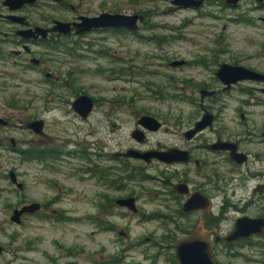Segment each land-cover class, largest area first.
Here are the masks:
<instances>
[{
  "label": "rangeland",
  "instance_id": "rangeland-1",
  "mask_svg": "<svg viewBox=\"0 0 264 264\" xmlns=\"http://www.w3.org/2000/svg\"><path fill=\"white\" fill-rule=\"evenodd\" d=\"M81 9L93 16L102 12L138 13L145 19L136 32L102 30L89 33L81 40H69L66 45L73 47V53L58 52L57 63L48 67L58 73V83L62 86H34L32 79L45 77L44 74L25 70L23 66L13 68L20 78L13 80L15 85L0 90V109L19 114L22 127L6 133L15 136L20 147L42 145L29 142L38 136L25 128L24 123L34 117H44L49 131L46 145L54 156L46 168L11 150L0 151V242L31 241L36 247L32 253L36 264H57L51 257L57 258L58 264L76 261L77 264H130L131 261L152 264L158 258L156 264H165L167 258L173 257L175 248H160L149 243L146 237L158 238L168 233L178 218H147L120 207H115L114 214L103 215L96 205L98 200L103 202L96 193L111 192L119 196L133 191L138 194L139 205L152 213L162 206L163 197H167L152 195V191L163 189L160 181L151 176H158L159 171L149 169L142 175L133 170L137 175L134 179L121 181L127 189L115 190L79 170L88 163V158L79 155L83 153V146L87 155L93 157L94 166H98L99 161L101 165L109 162L103 159V152L114 153L126 148L125 142H130L136 117L130 116L124 106L118 109L117 121L104 120L102 110L81 119L72 111V100L82 93L106 100L136 99L138 108L156 112L168 121L169 132L163 128L151 134L154 141L164 138L168 143H176L185 125L203 112L201 88L219 90L212 99L205 97V105L218 109L222 117L217 121L220 127L241 131V107L251 112L254 121L264 123V104L258 105L255 101L242 104L243 99L257 98L255 94L264 98L262 91L252 88L263 84L247 81L228 91L216 74L221 62L264 71V2L240 0L237 4H228L226 0H204L199 8H184L177 7L171 0H84ZM53 14L59 18L64 12L54 11ZM182 59L184 63L173 64ZM7 101L19 106L10 107ZM180 122L182 127L178 126ZM249 123L252 122L247 121V126L251 127ZM93 130H96L94 134ZM201 151L208 152L205 148ZM219 162L220 169L227 167L226 163ZM117 165H120L119 160ZM10 168L15 169L18 180L23 183L22 189L10 181ZM54 198L63 201L45 208L43 213L51 216L29 215L24 224L9 223L13 207L35 200L45 205ZM169 202L175 203L170 199ZM67 206H75L77 216H53V207ZM229 215H235L233 209L229 210ZM230 217L223 220V226L233 224ZM179 220L187 224L189 219ZM110 224L115 225L117 231L107 229ZM121 229L129 234L120 235ZM261 239L257 237L254 241ZM128 246L131 248L124 250ZM233 249L217 251L222 263L263 264L259 261L262 256L258 246L242 244ZM119 257L121 259L114 260Z\"/></svg>",
  "mask_w": 264,
  "mask_h": 264
},
{
  "label": "flooded vegetation",
  "instance_id": "flooded-vegetation-1",
  "mask_svg": "<svg viewBox=\"0 0 264 264\" xmlns=\"http://www.w3.org/2000/svg\"><path fill=\"white\" fill-rule=\"evenodd\" d=\"M82 1L84 0H35L32 3L26 2L21 4L17 0H0V90L9 85H15L13 80L16 78L19 79L20 75L13 68L19 66H23L25 70L31 69L45 75V77L33 78L32 84L34 86H62L63 84L58 83L60 78L58 73L49 70L48 67H53L57 63L58 52L73 53V47L71 45L67 47L66 43L69 44L71 42H68L69 40H81L82 37L87 36L89 33L102 30H117L115 28H98L78 33L74 23L80 22L84 16H93L84 13L81 9ZM50 10H52V13H47ZM54 11L64 12V14L56 18L53 14ZM58 23L70 24L69 31L65 33L56 29ZM63 49L67 50V52ZM221 63L218 64V67ZM247 81L263 84L260 86L253 85L252 88L264 93V80L262 79L245 78L233 82L231 85H226L223 82V88L224 90L230 91L242 82ZM202 89L214 90L213 94L206 95L211 96V99L219 92L218 89L214 88ZM241 90H244V88ZM254 96H257V98L249 100L243 99L242 104H249L252 101H255L258 105L264 104V98L258 97L257 94ZM76 97L71 103L72 111L81 119H88L94 113L102 110V118L104 120L117 121L120 118L118 109L122 110L124 106L127 107V112H129L128 114L130 116L136 117V124L133 125L129 137L130 142H125L127 145L126 148L115 150L114 153L103 152V155L101 154L103 159H107L109 162L101 165L99 161V163H96L98 166H94L92 164L93 157L87 155V152L84 150L85 147L83 146V153L78 154L82 158H88V163L79 168V170L89 173L91 177H95L99 182L104 181V185L110 187V189L116 188L123 190L127 189V187L123 188L121 181H129L137 176H135V171L133 170H138L142 174L145 170L157 169L159 171L158 176L148 175L160 181L163 189L158 192L152 191V195L165 194L167 196L163 197L161 202L162 206L156 208L152 213H148V211L139 205L138 194H134L133 191L119 196L113 195L111 192H99L96 194L103 199V202L101 200L96 202L100 213H103V215L114 214L116 212L114 211L115 207H120L126 209L129 213H142L147 218L162 216L178 218L176 224L170 228L168 233H163L158 238L154 235L146 237L149 243L156 244L160 248H175L173 257L167 258L168 261L166 260L165 264H179L176 258V246L182 238L194 232L199 224H203V229L212 243L214 258L218 264H225L218 258L217 251L220 248L222 250L231 248L232 251L234 250L233 247L242 244L251 245L252 247L258 246L262 256L259 261L264 264V234H256L242 240L231 241L228 239L229 233L239 217H264V123L258 122L256 119L254 121L250 117L251 112L245 111L241 107L240 121L242 124L241 128H243L241 131L234 132L228 126L220 127V125H217V121L222 117L218 109L213 105L206 106V98L201 96L200 107L203 112L200 111L191 123L185 125V128L179 132L176 143H168L164 138L154 141L151 135L161 132L163 128L166 132H169L167 126L168 121L156 112H152L144 107L138 108L135 103L137 101L136 99L123 98L106 100L93 97L92 109L84 116L73 106ZM6 104L13 108L19 106L12 101H7ZM222 106L224 107L223 104ZM207 111L212 113L210 115V117L212 116V122L190 135V131L197 127V123ZM148 114L155 116L161 122L159 128L149 129L143 126L140 118ZM0 118L4 121L0 122V151L5 149L11 150L21 157H29L45 165L46 168H49V160L53 158L54 153L46 145L49 138L46 118L34 117L33 119L25 121V128L31 130L38 136V138L29 140V142L42 143V145L35 144L29 148L20 147L15 136H10L6 133L9 130L22 127V118L19 117V114L9 113L0 109ZM15 119H17V122H15ZM38 119L43 120L42 133L28 126L30 121ZM247 121L252 122L249 123L251 127L247 126ZM113 125L115 124L113 123ZM178 126L182 127V123H178ZM137 129L142 130L139 136L134 132ZM206 130L209 131L208 134ZM95 132L96 130H93L92 134ZM212 135L216 136L212 138ZM70 143L74 144L76 142L70 140ZM104 145H106L105 142ZM171 148L181 150L172 161L164 159L163 156L153 155L150 158H146L127 154L130 149L148 152L154 150L167 151ZM203 148L207 149L209 153L202 152L201 149ZM27 152H29V156H27ZM88 153H91V151H88ZM118 160L119 166L117 165ZM219 161L226 163L227 167L220 169L218 165H221V162ZM14 172L16 174L15 169ZM16 178L18 180L17 174ZM10 181L13 182L11 179ZM14 184L16 185V183ZM130 196L135 197L136 211L127 205L118 203V199ZM190 197H194L196 203L200 204H196L192 209H186L184 204ZM169 199L175 203L171 204ZM58 201L61 202L63 200L61 198L60 200L54 198L48 203H45V205L42 201L37 200L19 204L12 208L9 214V223L24 224L25 218L29 215L38 216L43 214L45 217L51 216L50 214L45 215L43 212L46 207ZM32 202L39 203L40 207L32 212H22L19 221L11 220L10 217L15 208H20ZM230 209H233L235 213L233 217L229 215ZM52 213L57 218L77 216L74 215L77 213L75 206L53 207ZM229 217L232 219L233 224L230 225L227 223L223 226V220ZM180 218L189 219L187 220L188 223H182L179 220ZM107 229L113 230L114 232L117 231V227L113 224H110ZM119 234L127 236L129 233L121 229ZM257 237L262 238V241H254ZM130 248L131 246H128L124 250ZM35 249L36 247L33 246L31 241L0 242V264H36V259L32 256ZM50 259L58 264L57 258L51 257ZM119 259L121 257L114 260ZM157 260L160 259L158 258ZM157 260L153 261L152 264L159 262ZM77 263L76 261L66 264ZM127 263L129 264V262ZM130 264H133V262L131 261ZM136 264L144 263L137 262Z\"/></svg>",
  "mask_w": 264,
  "mask_h": 264
},
{
  "label": "water",
  "instance_id": "water-1",
  "mask_svg": "<svg viewBox=\"0 0 264 264\" xmlns=\"http://www.w3.org/2000/svg\"><path fill=\"white\" fill-rule=\"evenodd\" d=\"M21 4L26 2L32 3L35 0H17ZM174 5L177 7H192L199 8L204 3V0H171ZM240 0H226L228 4H237ZM259 3H263L264 0H257ZM145 19L143 14H124V13H110V12H102L95 16H84L81 18V21L78 23H74L78 33L86 32L93 29L98 28H115V29H127L132 32H136L140 28V23H142ZM264 21V18H263ZM70 24L58 23L56 29H59L65 33L69 31ZM185 60H176L173 61V64H181L184 63ZM217 75L222 79L226 85H231L233 82H237L241 79L245 78H253V79H262L264 80V72L258 71L256 69L250 68L243 64H233L230 62H222L217 70ZM214 93V90H201V96L205 97L206 95H211ZM93 97L88 95L87 93H82L76 97L74 100L73 106L75 109L86 116L92 109L93 105ZM212 113L210 111L205 112L203 118L197 123V127L190 131V135L201 127L212 122ZM0 122H4L2 118H0ZM140 122L143 126L149 129H157L161 125L155 116L152 115H144L140 118ZM29 127H33L38 132H41L43 128V120H33L28 123ZM142 130H135V134L137 136L140 135ZM42 133V132H41ZM181 150L178 148H171L167 151H148V152H140L135 149H130L127 154H133L136 156H142L146 158H150L151 156H160L168 161L174 160L178 153ZM10 179L16 183V186L19 189L23 188L22 182L18 181L16 178V174L14 169H10L9 171ZM118 203L122 205H127L129 208L134 211L137 210V206L135 203V197H123L118 199ZM196 199L194 197L188 198L185 202L184 206L186 209H192L196 206ZM39 203L32 202L29 204H25L20 208H15L11 215V220L19 221L20 214L22 212L28 211L32 212L35 209L39 208ZM256 234H264V217H249V216H241L239 217L231 232L229 233L228 239L233 240H242L247 239ZM176 258L179 261V264H218L214 258L212 243L210 239L207 237L203 224H199L198 227L191 234L182 238L176 246Z\"/></svg>",
  "mask_w": 264,
  "mask_h": 264
},
{
  "label": "trees",
  "instance_id": "trees-1",
  "mask_svg": "<svg viewBox=\"0 0 264 264\" xmlns=\"http://www.w3.org/2000/svg\"><path fill=\"white\" fill-rule=\"evenodd\" d=\"M243 21V20H242ZM27 156H29V152H27ZM27 158H29V157H27Z\"/></svg>",
  "mask_w": 264,
  "mask_h": 264
}]
</instances>
